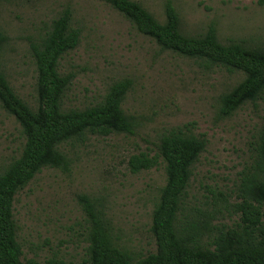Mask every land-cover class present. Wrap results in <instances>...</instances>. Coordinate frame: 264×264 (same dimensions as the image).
Returning a JSON list of instances; mask_svg holds the SVG:
<instances>
[{
	"label": "rangeland",
	"instance_id": "obj_1",
	"mask_svg": "<svg viewBox=\"0 0 264 264\" xmlns=\"http://www.w3.org/2000/svg\"><path fill=\"white\" fill-rule=\"evenodd\" d=\"M132 1L161 23L165 5L171 3L188 36L213 27L224 45L238 42L264 50V0ZM64 11L70 13L71 27L80 31L77 47L59 61V73L72 75L64 110L93 107L112 85L127 80L122 107L137 126L133 135H87L65 145L69 170L45 168L16 194L13 216L21 260L43 263L57 257L76 264L85 258L90 223L81 197L96 203L119 246L134 259L155 253L150 228L165 183L163 167L132 174L127 162L140 152L153 156L163 134L185 126L207 142L186 192L185 213L193 207L220 209L223 216L216 212L214 223L231 225L237 217L229 205L239 201L240 178L251 168L264 132V94L222 118L219 98L242 75L221 67L207 69L198 60L162 50L109 0H0V31L6 39L0 67L14 93L32 109L37 96L30 44ZM24 142L20 126L0 106V172L19 156Z\"/></svg>",
	"mask_w": 264,
	"mask_h": 264
},
{
	"label": "trees",
	"instance_id": "obj_2",
	"mask_svg": "<svg viewBox=\"0 0 264 264\" xmlns=\"http://www.w3.org/2000/svg\"><path fill=\"white\" fill-rule=\"evenodd\" d=\"M109 3L162 50L198 60L207 69L221 67L242 75V80L219 98L222 118L230 117L264 94L262 48L238 42L224 45L218 41L213 27L203 35L188 36L182 32L178 14L169 2L163 23L132 0ZM70 21L69 11H64L43 36L30 44L36 70L35 109L14 93L0 67V106L15 119L25 139L19 156L0 172V264H71L57 257L43 263L21 260L14 198L43 169L69 170L65 145L82 142L87 135H133L137 126L136 118L127 115L122 107L130 87L127 80L112 85L93 107L64 110L62 100L72 75L59 73V61L77 47L80 38V31L73 29ZM5 40L0 31V49ZM206 145L204 136L191 134L185 126L163 134L153 156L140 152L129 157L127 166L132 174L159 166L165 174L150 228L156 251L144 258L134 259L119 246L104 213L94 201L81 197L90 228L85 258L76 264H264V132L258 138L251 168L240 178L239 201L229 205L237 217L229 226L214 223L216 212L223 216L220 209L203 211L193 207L185 213L186 192ZM224 203L223 209L228 212Z\"/></svg>",
	"mask_w": 264,
	"mask_h": 264
}]
</instances>
